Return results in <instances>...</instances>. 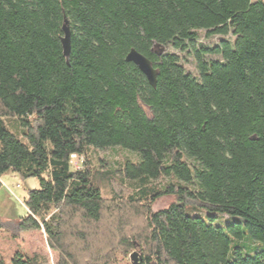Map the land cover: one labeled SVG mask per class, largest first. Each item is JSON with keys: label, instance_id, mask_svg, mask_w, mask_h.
<instances>
[{"label": "trees", "instance_id": "trees-1", "mask_svg": "<svg viewBox=\"0 0 264 264\" xmlns=\"http://www.w3.org/2000/svg\"><path fill=\"white\" fill-rule=\"evenodd\" d=\"M111 147L135 158L73 168ZM8 172L39 179L17 225L43 230L57 264H112L119 248L137 264H264V0H0V188ZM125 210L143 219L132 236Z\"/></svg>", "mask_w": 264, "mask_h": 264}, {"label": "rangeland", "instance_id": "rangeland-1", "mask_svg": "<svg viewBox=\"0 0 264 264\" xmlns=\"http://www.w3.org/2000/svg\"><path fill=\"white\" fill-rule=\"evenodd\" d=\"M204 34L205 32H201V35ZM213 41L214 39L210 40V42ZM166 50L175 51L172 48H167ZM181 56L187 57V60H184L187 70L195 72L193 57L183 54H181ZM6 125L12 132L16 134L19 132L17 130V125L9 121L6 122ZM87 156L88 158L79 156L73 157L71 160L73 168L78 169L87 162H90L91 166L95 169L104 172L118 166L119 163H122L126 158H135V153L121 147H111L107 149H91ZM1 181L0 220L2 225L0 226V255L6 261H9L15 252L21 251L28 256L39 255L42 258H46L49 264H57L58 253L50 249L43 230H20L17 225L20 218L28 213L25 199L28 197L29 191L39 187V179L35 177L22 178L18 173L8 172L1 177ZM166 181L167 179L162 178L156 182L163 184ZM112 184H115L114 191L118 196L125 198L131 194L129 182H124L123 187L120 186L119 182L114 181ZM112 192V186L106 185L103 188V196L107 199L112 198ZM174 201L175 197L161 198L153 204L152 210L157 211L166 208ZM122 219L130 235L134 230L143 228L142 216L133 210L128 212L125 210ZM223 219H228V217L224 216ZM134 254H136L138 262V250L133 249V251L127 252L119 248L116 251L112 264H134V259H132Z\"/></svg>", "mask_w": 264, "mask_h": 264}, {"label": "water", "instance_id": "water-1", "mask_svg": "<svg viewBox=\"0 0 264 264\" xmlns=\"http://www.w3.org/2000/svg\"><path fill=\"white\" fill-rule=\"evenodd\" d=\"M63 31H64V37L62 38L63 54L68 61L71 54V34L67 21H65V24L63 26ZM126 60L128 62L134 63L146 76L149 83L153 87L156 86L158 71L157 69H155L150 59H148L143 54L139 53L137 50L131 49V51L128 53L126 57ZM132 259H134L133 262L134 264L138 263L136 254L132 256Z\"/></svg>", "mask_w": 264, "mask_h": 264}, {"label": "built area", "instance_id": "built-area-1", "mask_svg": "<svg viewBox=\"0 0 264 264\" xmlns=\"http://www.w3.org/2000/svg\"><path fill=\"white\" fill-rule=\"evenodd\" d=\"M75 156H77V155H72V158L75 157Z\"/></svg>", "mask_w": 264, "mask_h": 264}]
</instances>
